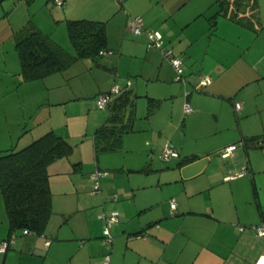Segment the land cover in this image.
Segmentation results:
<instances>
[{
    "label": "crops",
    "instance_id": "1",
    "mask_svg": "<svg viewBox=\"0 0 264 264\" xmlns=\"http://www.w3.org/2000/svg\"><path fill=\"white\" fill-rule=\"evenodd\" d=\"M38 1L46 21L21 17L15 23L10 11L0 9V148L53 130L74 149L70 157L47 166L53 212L44 234H17L14 244L0 252V264H100L104 254H109L108 264H264V236L255 229L264 225V0H254L253 9L240 12L245 16L241 20L218 11L216 0H105L99 9L105 19L87 20L105 22L112 52L78 59L63 73L22 81L14 33L27 24L64 47L53 35L54 26L63 32L62 23L75 19L68 7ZM124 8L140 15L144 28L162 34V46L182 60V81L174 79L160 49L147 50L145 35L126 28L131 14ZM114 33L117 40H112ZM79 61L95 78L90 92L72 82L73 70L67 72ZM130 74L141 80L129 79ZM201 78L209 82L200 86ZM150 79L155 81L152 89L162 91L152 93L160 98L152 112L147 108L149 125H159L153 132L166 138L161 144L159 136L153 149L159 160L146 155L126 160L123 137L133 131L136 115L118 147L95 153L93 133L110 114L107 108L105 114L97 112L96 95L117 83L136 97L134 91L147 89ZM168 97L173 98L172 110L163 114ZM186 103L190 112L184 111ZM46 104L50 121L44 125L45 114L39 113ZM37 106L34 125L27 127L26 113ZM165 141L178 157H160ZM232 144L231 153L223 152ZM77 160L81 164L74 168ZM243 169L242 175L227 178ZM95 170L107 174L99 179V190L89 193V174ZM170 200L176 202L173 211ZM112 211L118 220L110 227L108 246L102 242V214ZM8 232L0 195V242ZM64 246V253L70 252L66 263L56 253Z\"/></svg>",
    "mask_w": 264,
    "mask_h": 264
},
{
    "label": "trees",
    "instance_id": "2",
    "mask_svg": "<svg viewBox=\"0 0 264 264\" xmlns=\"http://www.w3.org/2000/svg\"><path fill=\"white\" fill-rule=\"evenodd\" d=\"M216 2L219 5L218 11L224 10V14L228 13V16L237 20L245 18L243 15L239 16V13L244 12L247 7L254 8V0ZM104 24L103 21L87 19L67 20V34L73 51L55 43L49 34L25 24L14 33V48L20 61L21 80L32 81L63 73L78 59H95L100 51L110 50L107 49ZM148 102L149 112H152L159 100L148 97ZM106 108L109 109V117L93 133L95 153L118 147L122 134L131 130L135 118V100L129 89L114 97ZM73 149L70 141L49 130L19 149L11 146L0 150V195L9 230L5 239L11 235L16 238L18 232L22 235L44 234L53 212L47 166L61 157H70ZM80 164L77 160L72 166L77 168ZM23 229L27 232L23 233Z\"/></svg>",
    "mask_w": 264,
    "mask_h": 264
},
{
    "label": "rangeland",
    "instance_id": "3",
    "mask_svg": "<svg viewBox=\"0 0 264 264\" xmlns=\"http://www.w3.org/2000/svg\"><path fill=\"white\" fill-rule=\"evenodd\" d=\"M104 1L105 0H66L65 4L63 6L54 5L51 1L49 4L51 7L59 8L61 10L68 7L67 9L70 10L69 12H71V11L73 12V14H71V15L75 19H105L102 14H99L100 13L99 9L102 5H104L103 4ZM67 3L68 4L71 3L72 6L71 7L69 5L67 6ZM41 7H43V3H41L38 0L32 2L29 5H27L25 0H0V9L4 8L8 12L10 11L11 12L10 18L15 23H16V21H18V18L20 19L21 17H23V19L28 18L31 20L42 19L43 21L44 20L46 21V18L48 20V16L44 13V11L41 9ZM124 9H126V8H124ZM125 11L129 12V10H127V9ZM211 11L212 10H210V13H211ZM130 14L134 15V13H130ZM167 20H168L167 23H170V24L173 23L172 18L169 17ZM62 24H63V27H61V28H63V32H62V29H60V27L53 25L54 26V32H53L54 34L53 35H54L55 39H58L57 41L62 43L61 45L66 47L68 50H70L69 49L70 45H69V41H68L69 39L67 37L68 35L66 34V30L64 27V24H66V22H63ZM112 36H113L112 40L118 39V36H116V33H114ZM213 45L214 44L212 43L211 47ZM211 47L210 46L208 47V48H210V49H208V55H210V56H212ZM213 50L215 51V49H213ZM117 53H118L117 50H114V54L116 55ZM83 62L84 61H79L77 63V65L72 67L73 69H70V71H67V72H71V70H73V72L76 75L72 77L73 78L72 82L74 84H81V86L84 87V88H82L83 91L90 92V90L92 91L93 85L91 87H89V84H90V82L92 83L91 79H95V78L92 76L93 73L89 72V70H86ZM199 68H200V66L192 68V69H194L192 71H198ZM128 78L132 79V80H135V79L141 80L140 77H138V76L135 77L132 74H130V76ZM154 82H152V79H150L149 80L150 85H148L147 89H146V87L143 86V88H141L140 90L138 88L137 92L134 91V93L137 94V96L134 97L136 118L133 122V131L124 135V137H123L124 141L122 144L123 145L122 149H123V152H125V154H126V160L128 162L135 160L136 156L140 158L141 156H145V155L146 156H152V158L155 159L156 161L159 160L157 158V152L153 151V149L156 148V145H155L156 140L158 141V138L160 136L159 132L155 133V132H153V130H158L157 127L159 125L157 123H155V121H152V125H149L148 118L150 117V115L147 116V113H148L147 108L149 107V102H148V99L146 96L152 97V93H156L155 95L162 94V91L158 92L157 90H155L156 91L155 92L152 89V84ZM156 98H159V96ZM172 100H173V98H171V97H168L166 99V101L164 103V107H163L164 108L163 114H168V112H170V110H172V107H171V105H172L171 101ZM29 103L32 104L33 99H30ZM45 106H46V109H42V110H44L45 113L44 112L41 113L42 111H40L39 115L43 116L45 114V121H47V123H44V125H47L48 122L50 121V114L48 113L49 112L48 111L49 110V107H48L49 104H46ZM38 107L39 106L32 107V109L26 113L27 117L24 118V121H26L27 127L34 125L33 117L35 116V113L36 114L38 113V111H37ZM38 110H40V109H38ZM96 110H97V112L99 111L103 114L106 113V109H99L96 107ZM17 112L19 114L18 121L20 122L22 120V113H23V108H21V105H19V107L17 108ZM29 113H32V117H29V115H31ZM211 124H213V123L211 122ZM34 127H36V126H34ZM27 131L30 132L31 130H27ZM205 131L210 132V130H205ZM225 131L226 130H224L223 132H225ZM28 136H29V138H28ZM28 136H27V140L25 142L23 140H20L18 143L14 142L13 147L16 149H19V148L23 147L24 145H26V143H29L33 138L30 134H28ZM212 138L218 139L217 137H212ZM164 139H166V138H162V140L158 141V143L162 144ZM207 139H210V138H207ZM210 140L213 142L212 139H210ZM0 147H3V146H0ZM0 149L5 150L6 148H0ZM121 152L119 151V154ZM86 191L89 193L91 192V185ZM17 234L20 235V232H18ZM31 234L34 236H38V235H35L33 233H31ZM78 243L79 242H77V244ZM66 248L67 247L61 248L60 250H58L56 252L58 254V256L61 257L62 261L65 263H66V261H68V257L70 255V252L68 254L64 253V249L66 250ZM67 250H68V248H67ZM102 258L104 259V255ZM100 264H103V260L100 261Z\"/></svg>",
    "mask_w": 264,
    "mask_h": 264
},
{
    "label": "built area",
    "instance_id": "4",
    "mask_svg": "<svg viewBox=\"0 0 264 264\" xmlns=\"http://www.w3.org/2000/svg\"><path fill=\"white\" fill-rule=\"evenodd\" d=\"M53 4L57 6H62L64 4V0H50ZM119 3L122 2V0H117ZM126 28L130 30L135 35L144 34L146 37V49H152L157 48L160 49L163 55L168 59L170 64L172 65L175 76L174 79L176 81H182L183 80V65L182 60L180 57L173 54V51L171 49H166L162 46V34L156 30L148 29L143 27V21L142 17L140 15H131L130 18L127 20ZM110 53L112 51H100V53ZM209 82L208 78H201L200 79V86L205 85ZM125 88L120 87L117 83H114L111 88L106 92L98 93L95 97V104L96 107L99 109H105L107 105L113 100L114 97L119 95ZM235 107L237 109L240 108V104L238 102L235 103ZM192 109L189 106V104L184 105V111L190 112ZM236 148V144H232L230 146H227L223 148V152L225 153H231ZM178 151L176 148L169 142L165 141L164 144L161 146L160 149V157L163 160H168L172 157H178ZM245 172V169L231 173L227 176L228 179L235 178L239 175H242ZM107 174L106 171L103 170H95L94 172L89 174L90 180L92 182L91 184V192L95 193L99 190V179ZM176 207V202L174 200H170V209L173 211ZM105 220L104 227L102 228V242L108 246L112 243V235L110 233V227L113 222L118 220V214L117 212H110L109 214H102ZM256 233L259 235L264 236V225H257L255 226ZM23 233H26L27 230L23 229ZM15 242V235H11L7 239H3L0 242V252H5L7 249H9L12 244ZM109 262V254H106L104 256L103 264H108Z\"/></svg>",
    "mask_w": 264,
    "mask_h": 264
}]
</instances>
